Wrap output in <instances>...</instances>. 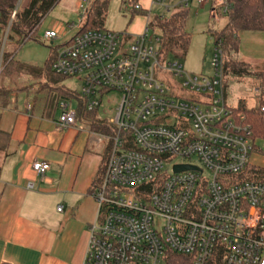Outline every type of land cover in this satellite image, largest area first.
<instances>
[{
	"label": "built area",
	"instance_id": "1",
	"mask_svg": "<svg viewBox=\"0 0 264 264\" xmlns=\"http://www.w3.org/2000/svg\"><path fill=\"white\" fill-rule=\"evenodd\" d=\"M25 1L18 0L7 24L0 11V76L8 36ZM85 1L84 26L94 4ZM167 3L152 0L148 19L154 5L169 13L211 3L212 18L228 22V0ZM84 26L55 49L52 71L82 80L78 97L88 112H99L112 93L121 100L109 122L112 132L98 136L108 150L95 194L100 210L83 264H264V166L252 162L264 157L258 147L264 133L257 136L248 114L227 103L221 43H215L214 75L205 77L187 73L178 60H163L161 38L149 42V28L130 43L105 28ZM58 37L54 30L44 33L53 45ZM168 76L178 87L166 83ZM257 93L264 118V89ZM57 108L59 130L76 125L78 104L60 100ZM173 157L188 161L174 164ZM181 166L195 169L177 172ZM49 169L46 162L33 164L41 177Z\"/></svg>",
	"mask_w": 264,
	"mask_h": 264
},
{
	"label": "crops",
	"instance_id": "2",
	"mask_svg": "<svg viewBox=\"0 0 264 264\" xmlns=\"http://www.w3.org/2000/svg\"><path fill=\"white\" fill-rule=\"evenodd\" d=\"M16 100L0 105V132L10 138L0 149V264H83L100 210L94 182L107 154L97 140L102 133L78 115L75 126L59 130L57 99L53 106L34 98L24 110ZM78 122L92 137L82 148ZM36 162L50 165L45 176L34 172Z\"/></svg>",
	"mask_w": 264,
	"mask_h": 264
},
{
	"label": "rangeland",
	"instance_id": "3",
	"mask_svg": "<svg viewBox=\"0 0 264 264\" xmlns=\"http://www.w3.org/2000/svg\"><path fill=\"white\" fill-rule=\"evenodd\" d=\"M94 1V0H93ZM27 0L23 3L26 5ZM178 0H168L167 5L172 6ZM86 5L85 0H60L49 14L43 19L40 27L28 41H23L17 38L11 31L6 44V55L12 56L13 65L25 64L34 67L44 68L47 61L54 54L57 47H64L68 44L82 29L85 20L82 19L80 5ZM152 0H109L107 12L104 19V28L110 32L120 34L123 41L130 43L135 41L136 36L145 32L149 28V42H154V38L160 37V31L154 26V21L157 17L169 18L173 11L169 13L165 8L154 5L152 6L151 14L148 19ZM138 5L142 9L135 11V6ZM212 4L206 5H192L188 8L186 17L185 29L190 36V44L187 53L184 57L178 60L184 67V70L193 75L212 77L214 69L212 67V60L215 48V41L212 38V31H221L226 26V21H215L212 18ZM47 30H54L59 37L54 41V45L44 39V33ZM5 37V30L2 31ZM129 36V37H128ZM239 37V51L237 54H229V59L237 62H245L251 66V75L237 77L232 73H225V87L226 99L231 108L238 109L241 104L246 105L249 110L258 109L261 104V94L257 90L264 89V80L258 77L255 73H264V32L260 31H242L238 34ZM124 52V48H120ZM3 61V70L7 64V58ZM224 53V59L228 57ZM228 60V58H227ZM15 78H9L6 73H3L0 85H5L7 88L17 89L20 85L32 84V78L21 79L19 86H14ZM175 84L177 87L179 82L171 76L166 77V83ZM17 83V85H18ZM36 83V81H35ZM43 84V80L42 83ZM51 89L43 91L41 95H35L38 86H35L29 94L34 96L28 97L25 92H17L16 105L18 108L25 109L27 102L34 98H46L49 105H55L57 95L60 91H69L74 94H81L83 82L79 77L66 78L62 82L52 83ZM174 95V93H173ZM183 97H186L185 95ZM121 100L119 93H112L103 99L102 106L99 110V116L105 120L109 125L115 118V111L117 105ZM73 107L77 106V99L71 100ZM60 111H56L55 118L59 119ZM110 122V123H109ZM111 126V125H110ZM78 130H82L75 140L76 145L82 148L86 146L92 137L87 134V126L78 122ZM113 127V126H112ZM98 140V138H97ZM258 147L264 153V144ZM108 149L106 148L105 151ZM172 162L185 163L188 160L178 157H173ZM191 161V160H190ZM170 162V163H172ZM192 163L198 164L197 159H193ZM252 162L264 166V157L258 158L254 156ZM170 168V165H167ZM169 170V169H168Z\"/></svg>",
	"mask_w": 264,
	"mask_h": 264
},
{
	"label": "trees",
	"instance_id": "4",
	"mask_svg": "<svg viewBox=\"0 0 264 264\" xmlns=\"http://www.w3.org/2000/svg\"><path fill=\"white\" fill-rule=\"evenodd\" d=\"M60 0H27L26 5L18 12L17 19L12 24V32L15 36L23 41L30 40L36 33L38 26L43 19L49 14L53 7L58 4ZM18 3V0H0V11L3 13V21L6 24L9 22V15ZM230 5L227 13L228 22L221 31H212V38L215 43H221L226 56L229 54H237L239 51V37L238 34L242 31H260L264 32V0H228ZM109 0H94L91 13L88 15L84 30L104 28V19L107 12ZM188 9L175 10L169 18L157 17L154 26L160 31V52L163 60L179 59L186 55L190 36L186 32L185 24ZM7 56V55H6ZM5 56V57H6ZM7 64L0 76V82L3 73L13 80L14 86H19V81L24 78H32V84L20 85L19 88H7L5 85H0V105L8 107L11 104L12 97L17 92H29L38 86L37 90L33 92L39 95L45 90H48L52 83H59L66 78L56 76L52 71L53 56L47 61L44 68L34 67L25 64L13 65L12 56H7ZM228 58V60H227ZM225 61V73H232L237 77L251 75V66L245 62H237L229 59ZM258 77L264 80V73H255ZM43 80V84L42 83ZM36 81V83H35ZM18 83V85H17ZM57 101L67 100L71 101L77 99L78 104V118H83L87 121H92L93 125L101 131V133L110 134L112 126L105 120L98 119L97 111L88 112L85 107V101L69 91H60L57 95ZM239 112L248 114L250 123L253 125L255 134L262 136L264 133V118L258 109L249 110L246 105L241 104L238 108ZM2 137V145L0 149L4 150L10 141L9 135L0 132ZM107 157V154L105 155ZM105 174L104 166L94 182L95 186H100Z\"/></svg>",
	"mask_w": 264,
	"mask_h": 264
},
{
	"label": "water",
	"instance_id": "5",
	"mask_svg": "<svg viewBox=\"0 0 264 264\" xmlns=\"http://www.w3.org/2000/svg\"><path fill=\"white\" fill-rule=\"evenodd\" d=\"M190 169H195V168L191 167V166H181V167H177L176 171L177 172H182V171H186V170H190Z\"/></svg>",
	"mask_w": 264,
	"mask_h": 264
}]
</instances>
